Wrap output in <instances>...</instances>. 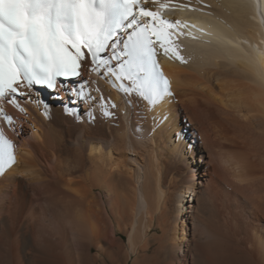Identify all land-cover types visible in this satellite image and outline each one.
Returning a JSON list of instances; mask_svg holds the SVG:
<instances>
[{"label":"bare ground","instance_id":"bare-ground-1","mask_svg":"<svg viewBox=\"0 0 264 264\" xmlns=\"http://www.w3.org/2000/svg\"><path fill=\"white\" fill-rule=\"evenodd\" d=\"M170 5L159 10L200 39L180 38L187 64L158 56L174 93L162 106L126 97L90 61L83 76L113 115L75 101L71 115L62 87L32 89L27 114L4 102L17 163L0 176V264H264V0ZM209 149L242 183L228 219L199 176ZM40 207L51 230L33 217Z\"/></svg>","mask_w":264,"mask_h":264},{"label":"snow or ice","instance_id":"snow-or-ice-1","mask_svg":"<svg viewBox=\"0 0 264 264\" xmlns=\"http://www.w3.org/2000/svg\"><path fill=\"white\" fill-rule=\"evenodd\" d=\"M172 0H0V119L8 125L13 117L5 101L27 114L21 101L33 99L32 89L62 87L69 95L63 110L73 116L77 106L99 104L105 115L116 104L105 98L88 71L106 78L126 97L136 95L149 108L174 98L172 82L158 56L188 63L181 55V37L200 39L196 28L171 20L151 5L167 8ZM187 7L188 5H177ZM199 10V9H193ZM203 31V29H199ZM93 92L96 95H93ZM132 104V100L126 101ZM43 103L45 114L50 105ZM17 163L16 145L0 126V176Z\"/></svg>","mask_w":264,"mask_h":264},{"label":"rangeland","instance_id":"rangeland-1","mask_svg":"<svg viewBox=\"0 0 264 264\" xmlns=\"http://www.w3.org/2000/svg\"><path fill=\"white\" fill-rule=\"evenodd\" d=\"M204 155H205L204 156L205 158L203 161L200 162L201 167H200V170L198 171L199 176H201V180L203 182L202 187L205 191H207L206 193L209 192L207 195H209V199H210V203H211L212 207L215 205L213 207V209H215L214 213L216 214V216H219V217L224 218V219H228L231 217L232 212H233V214L235 212L238 213V210L241 211V209H242V207L240 206L241 201L239 200L240 196L238 195V193L240 194L241 190L240 191L237 190V189H239L238 187H240L242 183H240L234 177V175L231 174V173H233V170L230 169V167L227 164L221 162V160L219 159V157L217 155H215V153L210 152V149H209V152L207 150ZM221 163H223V164H221ZM231 170H232V172H231ZM194 173H195V171L190 170L189 175L192 176V175H194ZM235 180H237L238 183H240L239 186H238L237 181H235ZM236 186H238V187H236ZM262 193H263V195H262ZM255 195L256 196L258 195L259 198L258 197L255 198ZM263 197H264V192L254 194V201L257 204H258V201L260 203H262L259 205L261 207H263V209H264ZM259 205H257V206H259ZM41 209H42L41 207L37 208V211H35V215H33V217H34L35 221H37V223H39V225H41L42 227L47 226L48 228H46V229L51 230L50 226H48L49 222H48V220H46L47 218ZM227 209H228V211H227ZM229 209L231 211H229ZM228 212H230L231 214ZM226 214H228V215H226ZM259 216H260V218L257 217V222L264 224V210H263V212H259ZM119 235H121V234H119ZM110 237H112V238H110ZM113 237H114L113 233L111 234V232H110V235H109L110 240L111 239L117 240V241L121 240L119 237H116V236L114 238ZM131 263H133V261Z\"/></svg>","mask_w":264,"mask_h":264}]
</instances>
